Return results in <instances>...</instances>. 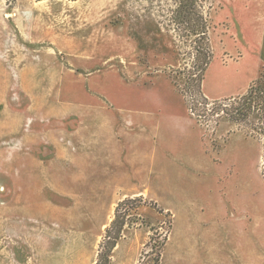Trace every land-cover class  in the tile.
<instances>
[{"label":"rangeland","instance_id":"374dc122","mask_svg":"<svg viewBox=\"0 0 264 264\" xmlns=\"http://www.w3.org/2000/svg\"><path fill=\"white\" fill-rule=\"evenodd\" d=\"M235 1L209 0L205 6L213 54L209 66L218 54L228 59L225 48L234 40L228 16ZM194 55L186 53L162 21L159 3L20 0L14 7L0 4V264H95L118 197L102 192L105 178L95 169L99 164H87L86 159L90 153L100 155L102 142L126 125L123 117L151 118L153 125L141 121L140 129V121L127 124L124 138L115 140L114 147L137 146L133 136L153 132L158 136L156 147L181 131L198 136L201 131L187 118L178 93L197 73ZM204 83L212 90V70ZM113 121L109 133L107 124L112 122L113 127ZM251 121L256 123L254 118ZM223 122L227 121L198 124L206 157L221 161V167L213 164L217 171L232 157L227 151L217 158L224 141L214 139ZM259 144V175L241 174L223 184L237 207L248 205L252 211L264 212L262 139ZM172 145L178 146L177 141H170ZM177 169L169 171V180L149 186L150 199L172 214L170 251L177 249L185 222L198 220L192 213L186 216L189 207H195L188 198L207 199L211 205L223 189L211 180L212 169L188 183L182 181L185 172ZM143 199L146 206L139 216L145 225L124 230L147 232L136 264H153L154 255L145 245L152 234L154 241L162 237L167 219L150 207L153 201Z\"/></svg>","mask_w":264,"mask_h":264},{"label":"crops","instance_id":"0c3cea01","mask_svg":"<svg viewBox=\"0 0 264 264\" xmlns=\"http://www.w3.org/2000/svg\"><path fill=\"white\" fill-rule=\"evenodd\" d=\"M245 2L243 4L242 0H236L228 16L230 36L234 39L229 48H225L228 59H223V54H218L206 71L209 74L212 70L213 83L212 90L209 85L205 86L204 81L202 83V93L208 100L243 95L249 83L257 79L261 68H264V0ZM243 54L249 56L245 57ZM186 115L200 129L198 136L195 133L190 136L188 132L181 131L174 133L170 139L161 140L160 147H156L158 136L153 132L151 136H133L139 144L137 146L114 147L115 140L124 138L123 132H127V124L136 125L140 121V125H153L151 118L147 120L146 117L137 116L128 120V117H123L121 122L126 125L119 126L116 136L112 135L107 142H102L100 155L93 157V153H90V158L86 159L87 164H99V168L95 169L100 170L102 178H105L101 184L102 192L117 196V201L136 196L150 199L149 186L169 180V171L176 167L177 171L185 172L182 181L187 183L193 181L195 175L200 176L212 169L214 163L221 167L220 160H208L200 146L203 130L196 120L188 113ZM111 123L107 124L108 131L109 128H114L115 122L113 121V127ZM102 128L105 129L104 126ZM155 130L157 131L156 126ZM172 140H176L178 146L171 147ZM214 140L224 141L217 158L221 159L222 154L227 151L232 153L221 171L212 169L214 175L211 180L221 184L223 189L218 191L219 195L211 205L207 199L202 202L200 199L193 201L191 197L188 198L187 203L195 202V207L191 205L186 216L192 213L197 215L198 220L185 222L186 227L182 229L181 239L176 241L177 249L174 251L169 250L172 241L170 230L160 264H264V212L252 211L248 205L237 207L230 190L223 184L232 183L241 174L254 172L259 175L260 144L246 137L243 132L236 131L235 126L228 122L218 125ZM178 176L181 177V174L178 173ZM146 240L147 232L144 229L124 230L122 238L112 251L111 264H136Z\"/></svg>","mask_w":264,"mask_h":264},{"label":"trees","instance_id":"16d2710c","mask_svg":"<svg viewBox=\"0 0 264 264\" xmlns=\"http://www.w3.org/2000/svg\"><path fill=\"white\" fill-rule=\"evenodd\" d=\"M20 0H0V4L14 7ZM35 2L52 0H34ZM159 3L162 21L171 31L174 38L184 45L187 54H195V71L185 82V88L178 90L184 99L188 115L200 125L202 122H214L224 119L234 125L236 131L243 132L246 137L264 142V68L257 79L249 83L246 92L237 97L222 100H208L202 93V83L210 65L213 54L209 47V22L205 6L209 0H139ZM252 118L256 120L252 124ZM201 122V123H200ZM202 125V124H201ZM262 176L264 173L262 172ZM158 214L164 215L166 229L161 238L154 241L150 235L145 247H150L154 255L153 264H160L167 235L172 227V214L160 209L156 203L150 202ZM146 206L142 196L124 198L116 204L113 218L104 229L95 264H111L112 251L122 238L125 228L135 224L144 226L145 221L139 216V210ZM151 231L154 229L150 228ZM154 241V244L152 242ZM143 256V253L141 254Z\"/></svg>","mask_w":264,"mask_h":264}]
</instances>
